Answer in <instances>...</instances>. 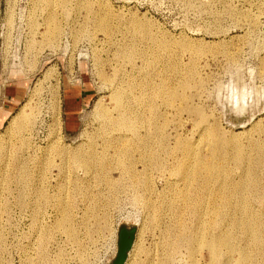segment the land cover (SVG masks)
I'll use <instances>...</instances> for the list:
<instances>
[{
	"label": "rangeland",
	"instance_id": "1",
	"mask_svg": "<svg viewBox=\"0 0 264 264\" xmlns=\"http://www.w3.org/2000/svg\"><path fill=\"white\" fill-rule=\"evenodd\" d=\"M0 75V264H264V0H0Z\"/></svg>",
	"mask_w": 264,
	"mask_h": 264
},
{
	"label": "crops",
	"instance_id": "2",
	"mask_svg": "<svg viewBox=\"0 0 264 264\" xmlns=\"http://www.w3.org/2000/svg\"><path fill=\"white\" fill-rule=\"evenodd\" d=\"M26 88H28V82L25 78L19 77L3 80L0 75V101L3 103V106H0V129L8 123L9 119L23 101L27 92ZM64 88V101L67 108L66 113L72 114L71 110L77 109L72 102L76 100L77 103L79 98L72 96V93L74 95L77 91L73 92L71 88H77V86L72 87L68 85L64 86ZM66 88H69V90H66ZM72 98H74V100H71Z\"/></svg>",
	"mask_w": 264,
	"mask_h": 264
},
{
	"label": "water",
	"instance_id": "3",
	"mask_svg": "<svg viewBox=\"0 0 264 264\" xmlns=\"http://www.w3.org/2000/svg\"><path fill=\"white\" fill-rule=\"evenodd\" d=\"M135 238V230L128 231L122 228L119 231L118 251L116 257L110 264H126L129 253L132 250Z\"/></svg>",
	"mask_w": 264,
	"mask_h": 264
},
{
	"label": "bare ground",
	"instance_id": "4",
	"mask_svg": "<svg viewBox=\"0 0 264 264\" xmlns=\"http://www.w3.org/2000/svg\"><path fill=\"white\" fill-rule=\"evenodd\" d=\"M24 110L25 109H23V110H21L20 111V113L16 116V119L17 118H19L20 117V115H22L23 114V112H24ZM16 122V121H15ZM14 122V123H15ZM195 155H197V154H195ZM194 155V156H195ZM76 156V155H75ZM76 157H78V156H76ZM78 159L80 160V158L78 157ZM196 159V158H195ZM198 159V158H197ZM199 160H201V159H199ZM76 162H78V160H75ZM81 161V160H80ZM196 161V160H195ZM202 161V160H201ZM201 163V162H200ZM205 165V164H204ZM202 167V166H201ZM206 168V167H205ZM204 169V168H203ZM201 170V169H200ZM205 170V169H204ZM200 172V171H199ZM202 172H203V170H202ZM132 175V174H131ZM190 175V176H189ZM193 176V175H192ZM191 173H188V176L187 177H185L186 178V180H189L191 177ZM193 178V177H192ZM194 181V180H193ZM187 182H189V181H187ZM193 183V182H192ZM188 185V184H187ZM191 185V184H190ZM189 185V186H190ZM193 185V184H192ZM66 219H67V217H65ZM66 219L64 220V222H66ZM68 221H70V220H68ZM66 223H68V222H66ZM66 223H63L62 222V224H66ZM61 225V224H60ZM66 226V225H65ZM65 226H64V228H65ZM257 226H258V222L255 220V219H253L252 221H249V222H247L245 225H244V229L247 231V233L250 235V238L252 239V240H254V242L256 243V244H258V243H260V242H262V237H261V235H260V232L257 230ZM67 229V228H66ZM69 229H70V227H69ZM72 231H74V230H71L70 232L71 233H74V232H72ZM69 232V231H68ZM70 232H69V234H70ZM75 234V233H74ZM71 235V234H70ZM72 237V236H71ZM73 237H74V235H73ZM194 240H195V237L193 238V242H194ZM178 243V242H177ZM176 245V244H175ZM173 247H175V246H173ZM204 247H206V248H208L210 251H211V249L209 248V245H205ZM153 263V262H152ZM127 264V263H126Z\"/></svg>",
	"mask_w": 264,
	"mask_h": 264
}]
</instances>
